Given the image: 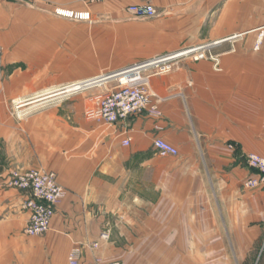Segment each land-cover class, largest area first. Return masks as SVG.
<instances>
[{
    "label": "crops",
    "instance_id": "obj_1",
    "mask_svg": "<svg viewBox=\"0 0 264 264\" xmlns=\"http://www.w3.org/2000/svg\"><path fill=\"white\" fill-rule=\"evenodd\" d=\"M149 1L157 15L129 11ZM58 9L88 11L91 20L61 16ZM84 24L91 26L94 70L87 69L84 42H62L65 27ZM0 25V143L6 148L0 264H69L74 247L88 259L142 264L140 253H117L113 242L87 247L99 240L103 223L114 229L117 214L126 217L127 235L144 232L147 223L157 231L209 230L215 240L173 242L172 264H264V187L243 184L256 174L246 155H264V45L255 47L264 0H0ZM54 42L64 45L55 51ZM201 44H208L205 58L181 56L171 70L151 75L158 113L87 122L83 111L95 94L84 96L75 118L68 107L62 115L54 106L22 119L6 110L9 98L60 90L55 87L100 74L96 66L120 70ZM56 62L61 71H54ZM157 136L180 153L161 155L153 146ZM126 137L132 142L124 146ZM9 165L54 170L67 190L41 236L25 234L26 194L8 184Z\"/></svg>",
    "mask_w": 264,
    "mask_h": 264
},
{
    "label": "built area",
    "instance_id": "obj_2",
    "mask_svg": "<svg viewBox=\"0 0 264 264\" xmlns=\"http://www.w3.org/2000/svg\"><path fill=\"white\" fill-rule=\"evenodd\" d=\"M82 1L91 3L105 0ZM129 11L134 17L140 18H150L158 13L156 6L150 1L143 4L130 5ZM57 14L75 19L91 20V13L88 11L76 12L69 9H58ZM257 31L255 47L256 49H261L262 45H264V26L259 27ZM208 44L195 45L177 54L166 55L165 57L125 67L115 75L110 74V72L101 73L92 78L73 83L74 86L81 83L78 90L80 91L94 87H107L109 83L116 81V84L112 85L106 93L94 95L90 98L86 107V116L92 121L115 124L130 115L138 114L145 110H149L151 113H158V107L152 103L151 93H149L151 75L166 73L171 70L172 62L181 56H192L196 59L205 58L208 52ZM4 57L5 54L0 40V67L3 65ZM22 103L18 105L21 107ZM131 142L132 138L126 137L123 140V145H130ZM153 146L163 156L178 155L180 153V150L174 144L160 136L155 137ZM246 162L256 171V174L244 180V187L247 189L264 187V155L257 152L248 153ZM7 170L8 184L26 194L22 207L30 213V217L26 225L25 234L41 236V234L51 229V221L56 213V208L67 194L66 188L59 183L57 172L54 170L50 171L42 167L24 170L9 167ZM86 245L92 250L99 249L101 246L98 241ZM69 264H122V262L118 260L109 261L100 255L88 259L84 257L80 247H74L69 253Z\"/></svg>",
    "mask_w": 264,
    "mask_h": 264
},
{
    "label": "rangeland",
    "instance_id": "obj_3",
    "mask_svg": "<svg viewBox=\"0 0 264 264\" xmlns=\"http://www.w3.org/2000/svg\"><path fill=\"white\" fill-rule=\"evenodd\" d=\"M57 14V13H56ZM147 19V18H146ZM72 20V19H71ZM52 22H55V20H52ZM56 22H58L56 20ZM69 27V26H67ZM68 35L67 39L62 40V42H68L69 44L77 45L81 44V42H84V51L86 52V66L88 70H94V51L92 46V37H91V26L84 24L82 28L77 25L76 27H69L66 28L63 31ZM258 32V31H257ZM54 34V32H53ZM257 36V35H256ZM78 37V39H77ZM83 37V38H82ZM83 39V41H82ZM61 44L64 45V43L60 42H54V50L58 51V45ZM70 47V60L72 61L73 57H76V50L71 49ZM73 50V51H72ZM154 59V58H152ZM146 61L151 60H144V61H138L137 63H142ZM103 62V61H102ZM4 63V62H3ZM72 64V62H70ZM137 63H134L135 65ZM54 65V71H61L59 70L61 68V63L56 62ZM45 66V65H44ZM47 66V65H46ZM21 67L24 70H31V68L28 65L22 64ZM95 67V73L100 72L101 73H108L110 72L111 66L109 64L107 67ZM3 69V65L0 67V70ZM102 69V70H101ZM152 71V70H151ZM149 71V72H151ZM148 72V73H149ZM87 79V78H86ZM84 80V79H83ZM79 81H73L71 83L65 84V86L71 85L73 83H76ZM116 84V81H113L108 84V86H102V87H94L91 89L86 90H80L78 92L76 91H67L65 86H59L55 87L56 89L60 88V90L51 92V94H45L40 95L36 97L37 94H40L41 92L36 93V95L33 96H27L25 97L28 99L27 101H24L20 107L17 102L19 99L22 98H9L5 102L7 106V112L16 117L17 119H22L23 117L30 116L32 114H37L38 112H44L46 110L51 109L54 106H57L59 108V114L62 115L64 110L63 108L68 107V110L74 115V118L77 115V109L76 107L80 104L84 96L90 97V94H101L106 93L108 89L111 88L112 85ZM1 86V85H0ZM1 88V87H0ZM62 88V89H61ZM54 90V89H53ZM36 97V98H35ZM90 100V99H89ZM88 100V104H89ZM87 104V106H88ZM67 105V106H66ZM69 105V106H68ZM86 106V107H87ZM65 113V112H64ZM63 113V114H64ZM83 117L87 122L91 123H97L101 124L103 122L99 121H92L89 120L86 116V108L83 111ZM5 147L3 146L2 142L0 143V162L5 163L4 157L5 155ZM7 163V161H6ZM9 167H14L16 169H20L18 166H12L9 165ZM8 167V168H9ZM135 191L134 187H130L128 190V197L133 198ZM149 194V193H148ZM146 197V196H144ZM148 218L146 217V220ZM126 217L122 215H115L113 217V224L114 229L111 230V227H108L106 229L104 223H103V230L101 231L98 241L100 242V245H105L108 242L112 243V250L116 251L117 253H120L122 255L128 254V251L131 250L133 253H140L141 254V261L142 264H172V247L173 242H186V241H200V240H215L211 239L209 236V230L208 229H201L200 230H161L157 231L156 228L151 224H148L144 226L145 231L142 233H131V234H123L122 232V224L121 222H126ZM107 222V221H106ZM164 227V226H162ZM113 233V234H112ZM211 233V232H210ZM140 245V247H139ZM122 261L124 260L123 257H121ZM134 261V257L132 256V259H128V261Z\"/></svg>",
    "mask_w": 264,
    "mask_h": 264
},
{
    "label": "bare ground",
    "instance_id": "obj_4",
    "mask_svg": "<svg viewBox=\"0 0 264 264\" xmlns=\"http://www.w3.org/2000/svg\"><path fill=\"white\" fill-rule=\"evenodd\" d=\"M77 83H78V82H77ZM80 85H81V83H79V84H77V85H75V86H74V84H71V85H68V86H65V87H69V88H67V89H68L67 91H78ZM49 92H51V91L43 92V93H41V94L36 95V97H38V96H40V95H45V94H47V93H49ZM36 97H35V98H36ZM27 100H28V99H26V98H22V99H19L17 102H18V103H22V102L27 101Z\"/></svg>",
    "mask_w": 264,
    "mask_h": 264
},
{
    "label": "water",
    "instance_id": "obj_5",
    "mask_svg": "<svg viewBox=\"0 0 264 264\" xmlns=\"http://www.w3.org/2000/svg\"><path fill=\"white\" fill-rule=\"evenodd\" d=\"M124 68H125V67H124ZM122 69H123V68H122ZM122 69H120V70H115V71H110V74L115 75V74L119 73L120 71H122Z\"/></svg>",
    "mask_w": 264,
    "mask_h": 264
}]
</instances>
